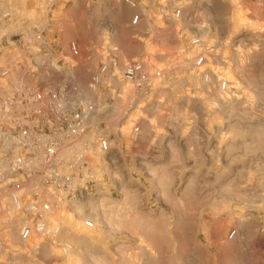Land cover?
<instances>
[{"label": "built area", "instance_id": "built-area-1", "mask_svg": "<svg viewBox=\"0 0 264 264\" xmlns=\"http://www.w3.org/2000/svg\"><path fill=\"white\" fill-rule=\"evenodd\" d=\"M124 3L138 5L136 0ZM161 13L181 17L180 10L167 7ZM140 18H131L132 30ZM11 21L12 11L1 8L0 231L5 236L18 233L23 242L34 237L54 241L66 213L90 197L101 179L119 182L124 141H139L142 120L153 115L167 119L160 136L169 148L173 112L188 109L179 105L174 87L188 75L183 70L185 51L123 59L107 29H102L101 45L82 48L72 42L63 50L61 27L51 36L47 28L10 34ZM190 45L199 48L194 68L209 83L203 69L208 50L199 37ZM218 87L226 92L228 82L219 80ZM93 226L92 220L84 222L88 230ZM236 234L233 230L229 238ZM257 242L264 243V229ZM59 248L63 256L73 250L69 242Z\"/></svg>", "mask_w": 264, "mask_h": 264}, {"label": "rangeland", "instance_id": "rangeland-1", "mask_svg": "<svg viewBox=\"0 0 264 264\" xmlns=\"http://www.w3.org/2000/svg\"><path fill=\"white\" fill-rule=\"evenodd\" d=\"M136 2L133 8L124 0H0V9L12 11L8 33L47 28L50 36L78 12L84 24V31L77 34L78 43H87L107 29L123 59L139 56L141 41L150 56L160 58L183 48V70L188 75L174 87L180 93L179 105L188 108L183 115L195 122L190 134L221 136L223 140L220 172L199 177L205 184L201 195L213 199L217 186L225 209L221 216L209 218L203 208L192 207L189 218L169 223L174 237L169 244L158 241L164 252L159 263L264 264V243L257 242L264 225L260 228L255 223L264 224V0ZM164 7L181 11L179 19L169 21L178 26L174 34L164 30L162 13L156 18L151 13ZM139 13L154 17L150 21L154 28L144 40L130 27V19ZM194 37L201 38L208 50L203 69L210 75L209 83L194 68L201 53L190 45ZM219 80L228 82L226 92L219 90ZM233 230L237 234L230 240Z\"/></svg>", "mask_w": 264, "mask_h": 264}, {"label": "crops", "instance_id": "crops-1", "mask_svg": "<svg viewBox=\"0 0 264 264\" xmlns=\"http://www.w3.org/2000/svg\"><path fill=\"white\" fill-rule=\"evenodd\" d=\"M151 13L155 18L161 14L156 10ZM139 14L141 18L133 30L144 40L154 28L150 23L154 17ZM70 17L62 23L58 37L63 50L72 42L82 48L102 44V30L96 38L79 44L77 34L84 31V24L78 12ZM162 19L166 32L174 34L178 30L169 22L172 18ZM137 48L139 56L130 59L150 53L143 41ZM175 92L180 96L176 88ZM166 120L162 115H153L141 121L143 133L139 141H124L119 182L101 179L90 197L76 202L73 211L66 213L63 230L54 241L34 237L23 242L18 233L5 236L1 230L0 264H160L159 257L164 252H160L158 241L169 244L174 237L169 223L189 218L192 207L203 208L209 218L221 216L225 209L221 190L215 186L214 198L208 200L201 195L205 184L199 177L220 172L222 137L190 134L195 125L177 109L170 123L174 134L166 148L160 136ZM86 220L94 222L92 229L84 227ZM255 223L260 228L264 225L263 221ZM64 242L73 246L65 256L59 248Z\"/></svg>", "mask_w": 264, "mask_h": 264}]
</instances>
